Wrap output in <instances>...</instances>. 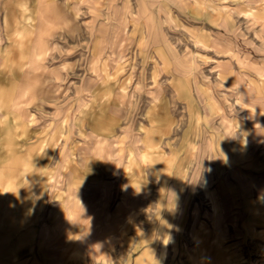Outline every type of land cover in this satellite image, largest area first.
<instances>
[{
	"label": "rangeland",
	"instance_id": "obj_1",
	"mask_svg": "<svg viewBox=\"0 0 264 264\" xmlns=\"http://www.w3.org/2000/svg\"><path fill=\"white\" fill-rule=\"evenodd\" d=\"M45 1L0 0V264H264V0Z\"/></svg>",
	"mask_w": 264,
	"mask_h": 264
},
{
	"label": "crops",
	"instance_id": "obj_2",
	"mask_svg": "<svg viewBox=\"0 0 264 264\" xmlns=\"http://www.w3.org/2000/svg\"><path fill=\"white\" fill-rule=\"evenodd\" d=\"M56 0H46V9H48V11L50 12H55L54 15H57L56 13V9L55 6L53 5V3ZM84 1H89V0H84ZM190 6L192 7V4H190ZM258 12L261 11L260 9L257 10ZM204 17V16H203ZM207 19V17H205ZM5 28H6V33L7 35L10 37V26H9V22L6 20L5 21ZM33 33V32H31ZM42 38L38 39L36 41L35 47L38 49V51H36L34 53V57L33 59L30 58V53L28 52V50H31L30 47L31 45H29L30 41H32V36L29 35L28 33H18V41L20 42V48L22 49L23 52V59H21L18 62V69H19V74L20 77L19 78H25L28 79L30 78V73L31 71H35L37 70L40 66V64L43 62V56L44 58L48 55V42L45 41L44 36H41ZM3 41V33L0 30V43H2ZM13 46V45H12ZM12 46H8L7 49H9V47ZM7 62H9V60L7 59ZM106 64L104 63L102 70H104L106 72ZM219 76V80L221 81V83H225L230 85V86H241V82L238 80V73H236V71L234 69H228L226 71H222L218 74ZM18 78V79H19ZM262 119H264V116H260ZM261 129L256 128L255 130V134L256 133H260ZM262 146V152L264 153V142L261 144ZM1 186V185H0Z\"/></svg>",
	"mask_w": 264,
	"mask_h": 264
}]
</instances>
